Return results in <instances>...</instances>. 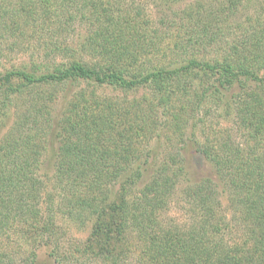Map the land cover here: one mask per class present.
Returning <instances> with one entry per match:
<instances>
[{
	"label": "trees",
	"instance_id": "trees-1",
	"mask_svg": "<svg viewBox=\"0 0 264 264\" xmlns=\"http://www.w3.org/2000/svg\"><path fill=\"white\" fill-rule=\"evenodd\" d=\"M1 3L0 35L46 34L41 41L45 53L77 50V56L39 72L29 67L0 71V125L16 109L0 141V229L22 217L26 233L36 231L26 238L35 249L17 260L0 252V264H264V28L246 31L248 36L230 43L214 62L190 58L151 66L136 56L140 37L135 24L126 15L110 14L104 3L93 6V15L103 16L107 24L81 37L76 48L50 41L66 31L61 18L55 25L58 14L52 13L50 0H21L14 9ZM235 4L231 1L228 7ZM7 47L22 46L14 42ZM86 50L95 53L93 62L83 59ZM75 82L123 92L146 85L159 95L158 102L133 96L115 98L107 106L94 100V107L79 88L70 93L66 108L53 112L56 92L46 88ZM177 90L193 111L174 110L160 123L158 106L166 107ZM27 94L32 95L25 108L14 103ZM209 103L221 104L220 111L232 115L233 127L201 140L191 130L185 139L184 123L202 120L203 114L193 112ZM166 128L184 141L183 152L169 161L159 159L161 146L144 145L152 136L162 138ZM139 145L145 150L139 152ZM48 150L52 188L46 193L49 200L39 207L44 190L35 174ZM188 150L200 153L210 172L183 189L190 211L185 226L159 222V209L177 189L174 176L190 175ZM142 177L146 182L137 186ZM39 208L75 225L89 222V234L78 243L63 244L51 214L50 221L39 220ZM130 228L146 235L138 236L146 240V250L137 258L131 255Z\"/></svg>",
	"mask_w": 264,
	"mask_h": 264
},
{
	"label": "rangeland",
	"instance_id": "rangeland-1",
	"mask_svg": "<svg viewBox=\"0 0 264 264\" xmlns=\"http://www.w3.org/2000/svg\"><path fill=\"white\" fill-rule=\"evenodd\" d=\"M20 1L2 0L1 5L7 9H14ZM50 1L52 3L50 4V9L53 10L52 13L58 14L57 19H55V25L61 18L66 27V31H58L57 35L50 41H56L61 46L68 45L70 48H76L81 37L92 34L97 27L107 24L103 16L102 18H95L93 15V6L99 7L100 3H104L110 14L126 15L131 23L135 24L138 30L137 35L140 37L136 56L139 58L140 63L143 62L151 66L165 65L171 61L173 65H177L190 58L214 62L216 59H222V56L227 53L230 43L239 42L254 29L264 28V0H67L66 5L61 4V0ZM231 1H235L236 4L229 8L228 5H231ZM203 19L210 23L202 21ZM55 25L53 24V26ZM205 31H208L207 35H205ZM246 31H248V34ZM45 37L46 34L40 37L34 34V36H29L28 38L10 37L7 34L0 35V45L4 48V53H0V71L12 67H29L39 72L53 67L55 63L69 61L77 56V50H70L67 52L68 55L58 49L55 52L45 53L43 49L44 43L41 42L45 41ZM14 42L21 44L22 47L8 50L7 45ZM26 44H28V47ZM80 52L82 54V51ZM82 56L84 60L89 62H93L96 59V55L92 51L86 50ZM79 88L84 90V97L89 100V105L94 107L98 106L94 103V100H99L101 105L104 103V106H107L108 102H112L110 104L116 102L115 98L122 101L124 98L129 99L133 96L146 100V102H154L157 105L159 96L151 87L146 85L123 92L119 88L109 85L100 86L75 82L70 84V86L60 85L46 88L47 91H53V94L56 92V98L51 103L52 109H54L53 112L57 108H66L68 100L72 97H70V93ZM180 93L181 90H177V94L172 100L168 101L166 107L164 105L158 106L160 109L157 113L159 119H161L160 123L166 121L168 117L170 118L174 110L183 114H186V109L190 112L193 111L191 105L183 101ZM31 95L27 94V96L19 97L14 103H17V105L20 103L19 107L25 108ZM1 97L2 92L0 91V99ZM219 105L221 106V104L209 103L206 105L208 106L207 108L194 111L193 113L197 117L203 114V117H201L203 119L197 122L196 119H188L183 125L184 138H188L186 132L191 130L201 140L205 137H217L221 128L230 129L233 127V123H231L232 115H226L221 112ZM15 114L16 109H10L6 121L0 125V141L5 133L8 132L10 125L14 121ZM193 121L194 127L191 128L190 122ZM158 128H160L158 131L160 132L162 126L159 125ZM172 130L166 128L165 131H162V138L158 137L155 140V137L152 136L144 143L148 148H153V145L161 146L160 149H157L160 151L159 159L161 158L163 161H169V156H175L177 151L183 152L181 147L184 141ZM214 130L217 134L213 133ZM220 135H224V132ZM138 149L140 152L142 149L145 150V147L139 145ZM192 150H188V153H190L188 155L190 175L188 177H184L182 174L174 176V183L177 189L175 194L172 197L170 196V199L169 197L166 199L167 205L159 209V222L178 223L185 226L190 221V211L187 210L188 204L185 202L186 198L183 189L192 187L191 182L197 181L210 172L209 162L200 153ZM155 151L158 152L157 150ZM47 153L42 157L43 162L38 164L39 169H36L35 174L42 181L44 190L39 198V207L44 206L45 201L49 200L46 193L52 188V163L49 156L52 154L51 150H48ZM140 155L144 159L146 153L141 152ZM145 180L146 177L139 179L137 186L145 183ZM50 208L54 209L55 207ZM223 209L228 214L229 210H226L227 208ZM39 210L37 213L39 220L47 217L48 221H50L48 216L51 214L54 223L53 229L59 235L63 244H68L69 242H72V244L74 242L78 243L89 234V222L86 225H75L60 216L61 214H54L55 211L53 210L46 214L42 209L39 208ZM23 220L22 217H18L17 220L11 219V223L0 229V252H7L16 260L25 255L30 249H35V244L31 246L26 242V240H29L26 238L35 236L34 233L36 231L26 233ZM136 231L137 229L130 228L129 234V238L131 237L129 243L132 250L131 255L135 256V258L140 256L142 249H145L146 246V240L143 242L138 239V236L146 235L144 233L137 235ZM229 234L230 232L227 234L228 237ZM39 251L47 253V248H41ZM89 264L100 263L90 262Z\"/></svg>",
	"mask_w": 264,
	"mask_h": 264
}]
</instances>
